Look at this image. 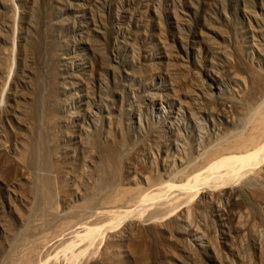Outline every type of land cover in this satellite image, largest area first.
<instances>
[{"label": "rangeland", "instance_id": "rangeland-1", "mask_svg": "<svg viewBox=\"0 0 264 264\" xmlns=\"http://www.w3.org/2000/svg\"><path fill=\"white\" fill-rule=\"evenodd\" d=\"M263 98L264 0H0V264H264Z\"/></svg>", "mask_w": 264, "mask_h": 264}, {"label": "bare ground", "instance_id": "bare-ground-1", "mask_svg": "<svg viewBox=\"0 0 264 264\" xmlns=\"http://www.w3.org/2000/svg\"><path fill=\"white\" fill-rule=\"evenodd\" d=\"M262 103H263L262 108L257 111L256 117L251 121V124H249L247 130L246 131L243 130L245 131L243 134L240 133L241 135L235 136L230 142H228V144L229 143L230 144L227 145L225 148H220L218 151H215L216 153L214 152L215 154L213 158H212V155H211L212 153H211L209 157L212 158V161H211V158L208 157L210 160H207L208 165L202 168L204 169L203 172L202 173L196 172L195 174V171H194V174H192L190 177L191 180H189L187 183H190L194 186L196 185L202 186V185L208 184V182H211V184L212 183L215 184L216 188L218 186L220 187L225 186L224 189L222 190V194L225 193L224 195L229 196V198L232 200L237 199L236 198V196L238 197L237 188H235L232 183L239 180L243 174L248 172L247 169H253V167L257 163L264 161V98L262 100ZM208 161H211V162L209 163ZM258 172L260 173V171ZM257 176H256V179H253V180L246 179L248 177L250 178V176L245 177L246 181L244 179V182H243L244 185L242 189L245 188L244 190L246 191L249 190L246 193L247 196L251 195L254 190H259L261 192V193L259 192L260 193L259 195H261L264 198V180H258ZM263 179H264V176H263ZM186 184H183L181 186H184ZM245 185L249 187H244ZM250 185L252 186L250 187ZM172 187L173 186H168V189H171ZM216 188H213V189H216ZM196 191L195 193L199 192V191L198 192ZM219 192L220 191H218V194H217V193H213V191H208L207 193L201 194L200 196H204L205 194L206 195L216 194L217 196V195H220L221 192L220 193ZM195 193L191 192L192 195ZM187 194L188 193H186V196H188L190 192L188 195ZM243 194L245 195V192H243ZM192 195L190 197H192ZM195 195H199V194H195ZM216 196L214 195L212 197H216ZM150 198L151 197L145 195L141 199V201H145L146 199H150ZM260 200H264V199H260ZM140 214H142V212H140ZM83 231L85 232L84 238L88 240H93V238L96 236L98 232V229L87 226L83 228ZM72 247H69V249ZM71 257H74L73 251L71 253Z\"/></svg>", "mask_w": 264, "mask_h": 264}]
</instances>
